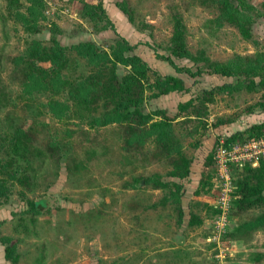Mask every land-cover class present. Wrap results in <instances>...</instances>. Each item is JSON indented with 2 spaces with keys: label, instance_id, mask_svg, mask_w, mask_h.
<instances>
[{
  "label": "rangeland",
  "instance_id": "1",
  "mask_svg": "<svg viewBox=\"0 0 264 264\" xmlns=\"http://www.w3.org/2000/svg\"><path fill=\"white\" fill-rule=\"evenodd\" d=\"M85 1L102 2L115 30H101L103 19L82 17V0H43V16L36 21L39 31L28 32L17 11L26 13L30 2L0 0V89L6 100L0 110V128L3 125L2 132L8 134L11 125H21L36 149L19 154L7 145L1 149L5 161L14 158L13 167L23 181H8L9 196L0 198V235L17 242L21 257L16 264H264V228L234 231L263 208L238 210L235 188L230 223L218 234L213 223L219 212L212 204L211 189L194 191L200 179L212 172L213 164H206V159L218 142L237 130L264 122V111L256 107L248 112V106L261 98L264 88L216 94L203 106L198 100L195 108L180 111L179 102L234 78L207 73L190 77L156 57V50L167 54L175 15H180L187 27L191 51L203 50L218 60L264 50V16L253 25L254 42L243 38L232 24L220 22L216 7L202 0ZM119 1L127 3L132 21L118 7ZM253 2L261 6L262 0ZM53 24L60 27L57 37L67 46L90 39L108 47L123 36L137 45L134 52L159 74L184 78L186 90L149 99L145 108H164L174 118L175 133L193 160L192 174L183 179L169 176V159L152 140L142 148H124V131L118 124L90 127L76 118H55L47 111L45 93L36 94L29 103L21 92L23 75L13 60L23 51L27 38L49 42ZM175 61L195 68L186 58ZM124 71L120 66L119 72ZM220 119L224 122L216 124ZM238 172L233 167L235 184ZM152 173L184 184L181 219L178 203L163 199L168 190L124 185L134 176ZM24 194L43 199L46 211L26 213ZM191 214L201 223L189 224ZM0 264H10L1 243Z\"/></svg>",
  "mask_w": 264,
  "mask_h": 264
},
{
  "label": "trees",
  "instance_id": "2",
  "mask_svg": "<svg viewBox=\"0 0 264 264\" xmlns=\"http://www.w3.org/2000/svg\"><path fill=\"white\" fill-rule=\"evenodd\" d=\"M27 12L17 11V16L24 23L28 32L39 31L36 23L39 15L43 16V0H28ZM213 4L217 11V19L235 26L245 39L253 38V25L259 16H264V0L257 6L253 0H202ZM82 17L105 20L100 29L107 27L115 30L102 2L96 4L82 0ZM118 7L133 20L132 11L127 3L119 1ZM51 38L46 42L37 37L27 38L20 55L13 60L23 75L21 92L30 102L36 94L45 93L48 97L47 111L55 118H76L85 121L90 127H103L118 124L124 131V148H142L152 140L160 153L169 159L171 169L169 176L180 179L191 174L192 157L181 145V140L175 133L174 118L169 116L164 108L147 111L146 102L174 91L186 90L185 80L178 74H159L146 60L135 51L137 45L130 43L125 37L118 36L113 44L102 47L94 40H80L71 45H64L57 35L61 32L58 25L50 28ZM31 34V33H30ZM167 54L156 50V57L171 64L177 73H186L190 77L203 74H214L222 77H233L212 88H204L202 94L180 102V111H188L197 106L199 100L202 106L207 100L214 99L216 94L233 93L245 89L258 91L264 88V50L255 54L236 53L226 60L213 59L203 50L194 53L187 42V27L180 15H175L173 31L165 48ZM186 58L192 66L179 65L175 59ZM42 63H48L45 66ZM124 67L123 73L119 72ZM5 97L0 89V110L5 105ZM259 108L264 111V92L253 105L248 106V112ZM197 112V116H199ZM74 116V117H73ZM220 119L216 124L223 123ZM3 125L0 128V198L7 199L10 193L8 181H21L18 169L13 167L14 158L5 161L1 149L10 147L13 153L29 152L34 148L28 139V133L19 124L11 125L10 132L4 134ZM264 136V122L251 124L243 130H237L224 139L226 145L243 141L251 137ZM219 143V142H218ZM35 149V148H34ZM36 150V149H35ZM213 149L207 156L206 164L214 163ZM10 151V154L12 153ZM212 172L200 179L199 193L204 188L209 191L212 186ZM236 179L235 199L238 210L261 206L263 211L254 218L241 222L234 230L236 233L249 232L264 228V157L257 165L245 164L238 172ZM30 178H28L29 180ZM27 178L25 179L26 182ZM151 185L153 188L168 190L164 198L178 203L180 219L184 215L181 198L185 191L182 182L164 180L160 173L134 176L125 182V187L137 188L140 185ZM207 187V188H206ZM25 212L33 215L44 213L46 207L43 199L27 197ZM213 209L214 207L210 205ZM49 210V208L47 209ZM216 211V209H213ZM201 223L195 214H191L189 224ZM235 234V233H234ZM0 243L4 245V256L10 264L20 260L17 242L11 236L0 235Z\"/></svg>",
  "mask_w": 264,
  "mask_h": 264
},
{
  "label": "built area",
  "instance_id": "3",
  "mask_svg": "<svg viewBox=\"0 0 264 264\" xmlns=\"http://www.w3.org/2000/svg\"><path fill=\"white\" fill-rule=\"evenodd\" d=\"M262 157H264V136L230 145H226L224 140L219 142L214 153L212 166L214 174L211 180L212 204L219 212L213 226L218 234L226 231L231 220L233 201L237 196L233 167L240 170L247 163L255 166Z\"/></svg>",
  "mask_w": 264,
  "mask_h": 264
},
{
  "label": "crops",
  "instance_id": "4",
  "mask_svg": "<svg viewBox=\"0 0 264 264\" xmlns=\"http://www.w3.org/2000/svg\"><path fill=\"white\" fill-rule=\"evenodd\" d=\"M181 102H184V101H181ZM179 103H180V102H179ZM191 169H192V167H191ZM191 174H192V171H191ZM196 189H197V188H195V190H196ZM195 190H194V191H195Z\"/></svg>",
  "mask_w": 264,
  "mask_h": 264
}]
</instances>
